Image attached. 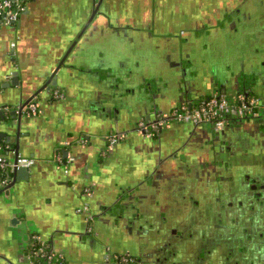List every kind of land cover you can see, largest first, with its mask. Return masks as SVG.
<instances>
[{"label":"crops","instance_id":"crops-1","mask_svg":"<svg viewBox=\"0 0 264 264\" xmlns=\"http://www.w3.org/2000/svg\"><path fill=\"white\" fill-rule=\"evenodd\" d=\"M27 2L16 24L0 27V144L36 162L9 194L0 193V264H39L31 252L32 234L51 242L64 264H116V253L132 252L134 235L128 234L125 220L100 215L107 199H118L120 187L139 184L143 171L161 165L184 139L208 137L209 132L206 123H172L154 137L129 134L110 149L107 134L130 130L135 122L153 119L157 112L146 109L123 119L103 117L101 104L93 101L99 80L92 74L103 75V70L112 68L128 77L129 71L118 72L126 66L152 77L158 73L156 67L172 71L182 60H194L193 66L203 67L207 59L203 52L216 50L244 69L252 59L250 52L255 51L250 36L264 31V25L257 23L264 15V0ZM79 34L53 86L65 98H54L53 88L43 91L36 99L40 112L36 116L23 112L19 131L17 121L8 126L3 117L10 119V109L34 94ZM187 50L189 55L182 56ZM14 72L19 74L18 84L6 86ZM157 75L165 78L172 73ZM258 78L254 94L264 97V74ZM199 80L196 94L185 102L194 104L217 91L208 79L200 76ZM225 93L237 92L230 88ZM180 102L178 93L170 92L159 112ZM259 121L264 120L243 121L236 129L259 133L264 127ZM56 152L61 161H54ZM2 153L15 158L10 150ZM83 204H89L98 216L93 224L95 236L86 232L88 213L77 211Z\"/></svg>","mask_w":264,"mask_h":264},{"label":"flooded vegetation","instance_id":"flooded-vegetation-1","mask_svg":"<svg viewBox=\"0 0 264 264\" xmlns=\"http://www.w3.org/2000/svg\"><path fill=\"white\" fill-rule=\"evenodd\" d=\"M263 17L257 23L264 25ZM250 37L255 51L250 52L252 59L244 69L233 66L227 53L217 50L203 52L207 57L203 67L193 66L194 60L178 61L172 71L156 67L160 74L172 73L165 78L156 72L144 77L142 71L126 66L118 71H129L124 77L110 68L100 75L93 101L101 104L103 117L123 119L146 109L158 113L163 97L170 92L178 93L180 103L189 95L193 97L200 76L208 79L216 92L231 88L254 94L258 76L264 74V31ZM184 54L189 55L188 50ZM240 123H229L219 130L207 124L208 137L184 139L161 165L145 169L139 184L120 187L121 195L139 190L138 197L125 206L129 208L125 219L116 214L117 198L107 199L100 215L125 220V229L134 235L132 252L116 253L132 257V261L123 263L115 258L116 264H264V127L249 135L236 129ZM166 127L158 133L139 134L154 137ZM112 133L106 135L107 142ZM161 184L164 190L160 192ZM90 213L86 232L95 236L93 224L98 216L92 209Z\"/></svg>","mask_w":264,"mask_h":264},{"label":"built area","instance_id":"built-area-1","mask_svg":"<svg viewBox=\"0 0 264 264\" xmlns=\"http://www.w3.org/2000/svg\"><path fill=\"white\" fill-rule=\"evenodd\" d=\"M27 3V0H0V27L16 24L27 10ZM52 96L61 100L66 95L60 88H55ZM24 112L30 116H36L40 112L39 103L35 100L31 101L25 107ZM260 119H264V97L246 92H237L235 94L213 92L194 104L184 102L169 111L156 113L153 119H141L130 130L114 132L108 136V143L111 148L126 138L132 131L154 134L172 123H206L213 125L219 130L229 123ZM80 142L84 143L85 139L82 138ZM3 150H10L15 158L8 159L2 153ZM61 159V154L56 152L54 161H61ZM35 162V158L22 156L14 149H10V145L0 144V191L10 183L11 171L18 167L29 168ZM86 191L88 192L89 189ZM77 211L88 213L87 219L89 221L92 219L88 204H83ZM31 241L32 255L38 258L39 264H62L63 255L53 247L51 242L43 239L39 234H32ZM114 257L123 263L132 261V257L124 255L121 257L115 255Z\"/></svg>","mask_w":264,"mask_h":264},{"label":"water","instance_id":"water-1","mask_svg":"<svg viewBox=\"0 0 264 264\" xmlns=\"http://www.w3.org/2000/svg\"><path fill=\"white\" fill-rule=\"evenodd\" d=\"M98 5L96 7V9H98ZM80 34L78 36H76V38L74 39V42L70 45V47L68 48V50L66 51V53L64 54L61 62L56 65L54 67V69L52 70L51 74L48 76V78L42 82L40 84V87H38L36 89V91L34 92V94H32V96L25 100L24 102H22L21 104H19L16 108L14 109H10V114L13 112V114H9L10 116L8 118L10 119H6L5 117H3V120L5 121V123L7 122V125L9 126L10 125H14V121H17V124H16V128L17 130L19 131V129L21 128V120L23 118V112L25 110V107L31 102V101H36V99L38 98V95L40 93H42L43 91H49L52 89L53 86H57V79H58V72L60 70H62L63 66H64V62L66 61L68 55L70 54V52L72 51V48L74 47V44L77 42L78 38H79ZM92 75H94V78L96 79H99L100 78V75H102L101 73H93ZM19 78V74L18 72H14L13 73V78L12 80H10V82L7 83L6 86H10V85H17L18 80ZM1 86H4L1 85ZM39 103V102H38ZM102 106L105 108L107 106V104H102ZM105 109H108L107 107ZM103 109V110H105ZM13 123V124H12ZM14 127V126H12ZM18 136H20V133L18 134ZM29 169L28 167H18V168H15L14 169V172H13V177L11 178V181L10 183L5 187L3 188L1 192L5 191V193L9 194L10 192V188L14 186V184L19 180L21 179H25L26 178V173L29 172ZM143 184L140 185V188H142ZM138 192L139 190H137V192L135 191L134 193H130V194H127V195H121L119 196V198L115 201L114 203V206L116 207L115 211H116V214H119L121 215L120 218H123L125 219L127 217V213L129 212V208H126L125 206L128 205L131 200L132 197H138ZM122 207L123 208V211H119V207Z\"/></svg>","mask_w":264,"mask_h":264}]
</instances>
